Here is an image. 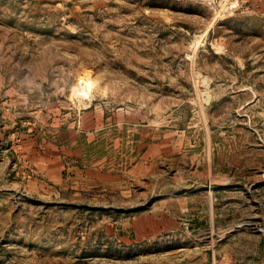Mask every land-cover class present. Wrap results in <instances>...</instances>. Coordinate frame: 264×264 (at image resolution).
<instances>
[{
	"label": "rangeland",
	"instance_id": "obj_1",
	"mask_svg": "<svg viewBox=\"0 0 264 264\" xmlns=\"http://www.w3.org/2000/svg\"><path fill=\"white\" fill-rule=\"evenodd\" d=\"M227 2L0 0V264H264V12Z\"/></svg>",
	"mask_w": 264,
	"mask_h": 264
},
{
	"label": "crops",
	"instance_id": "obj_2",
	"mask_svg": "<svg viewBox=\"0 0 264 264\" xmlns=\"http://www.w3.org/2000/svg\"><path fill=\"white\" fill-rule=\"evenodd\" d=\"M247 2L249 7L253 9H259L264 12V0H244Z\"/></svg>",
	"mask_w": 264,
	"mask_h": 264
},
{
	"label": "built area",
	"instance_id": "obj_3",
	"mask_svg": "<svg viewBox=\"0 0 264 264\" xmlns=\"http://www.w3.org/2000/svg\"><path fill=\"white\" fill-rule=\"evenodd\" d=\"M225 1H228L227 4L224 5L225 6V11L226 10H228V11L233 10L236 0H225Z\"/></svg>",
	"mask_w": 264,
	"mask_h": 264
}]
</instances>
